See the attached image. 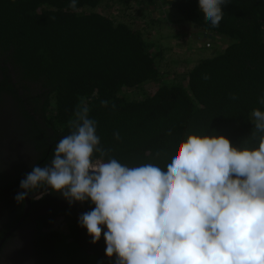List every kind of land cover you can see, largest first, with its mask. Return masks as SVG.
Returning <instances> with one entry per match:
<instances>
[{
    "label": "trees",
    "instance_id": "obj_1",
    "mask_svg": "<svg viewBox=\"0 0 264 264\" xmlns=\"http://www.w3.org/2000/svg\"><path fill=\"white\" fill-rule=\"evenodd\" d=\"M101 1L77 0L72 9L70 0H0V91L13 73L23 90L16 100L32 127L43 123L51 130L49 139L59 142L83 97L98 122L101 144L129 167L154 163L164 168L167 153L174 154L190 133L222 135L233 147H242L254 131L252 110L264 111L259 103L264 95V0H228L218 27L204 20L198 0H144L145 9L160 5L198 34L227 41L177 81L165 79L157 64L160 46L145 37L143 28L158 23L160 14L149 17L147 25L117 21L95 10ZM33 88L42 91L37 100ZM137 88L142 95L131 98ZM101 100L109 107H102ZM117 131L119 140L113 136ZM18 175H10L5 186ZM94 207L91 201L58 206L37 219L39 264H114L115 255L105 256L106 227L93 244L78 223Z\"/></svg>",
    "mask_w": 264,
    "mask_h": 264
},
{
    "label": "clouds",
    "instance_id": "obj_2",
    "mask_svg": "<svg viewBox=\"0 0 264 264\" xmlns=\"http://www.w3.org/2000/svg\"><path fill=\"white\" fill-rule=\"evenodd\" d=\"M198 4L204 20L218 27L228 0ZM100 104L109 107L107 100ZM252 117L254 131L240 148L222 135L190 133L167 153L164 168L129 167L101 144L82 97L68 134L48 163L33 165L14 199L22 203L44 188L70 206L91 201L95 207L78 223L93 244L106 227L105 256L115 255L114 264H264V111L253 109ZM113 136L120 139L118 131Z\"/></svg>",
    "mask_w": 264,
    "mask_h": 264
},
{
    "label": "flooded vegetation",
    "instance_id": "obj_3",
    "mask_svg": "<svg viewBox=\"0 0 264 264\" xmlns=\"http://www.w3.org/2000/svg\"><path fill=\"white\" fill-rule=\"evenodd\" d=\"M7 77L6 90L0 91V264H39L34 244L37 219L58 206L69 204L58 192L50 189L35 196L44 188L30 192L22 203L14 199L21 191L19 183L26 173L32 170L33 165L44 166L48 163L58 142L49 139L51 130L46 129L43 123L35 128L31 119L22 116V107L16 100L17 95L23 97L22 84L13 73L12 77ZM3 78L0 72V83ZM32 93L33 100L42 95V91L35 88ZM3 97L4 103L1 105ZM18 172L21 174L19 178L5 186L10 182L8 177ZM77 203L72 205L76 206Z\"/></svg>",
    "mask_w": 264,
    "mask_h": 264
},
{
    "label": "rangeland",
    "instance_id": "obj_4",
    "mask_svg": "<svg viewBox=\"0 0 264 264\" xmlns=\"http://www.w3.org/2000/svg\"><path fill=\"white\" fill-rule=\"evenodd\" d=\"M122 1V3H117L115 0H102L95 10L104 16H112L117 21L130 20L136 25L146 24L149 17L156 19L160 14L158 23L149 29H143L145 37L155 41L162 50L156 47V52L159 54L157 64L167 80L181 79L179 75L185 76L186 71L197 61L210 56L215 51H221L227 45L225 39L218 37L211 39L207 35L198 34L191 24L178 21L172 11L162 10L160 5L152 4L145 9L141 6L144 0L136 4H131L126 0ZM123 3L126 5H122ZM141 95L142 90L139 88L130 92L131 98Z\"/></svg>",
    "mask_w": 264,
    "mask_h": 264
},
{
    "label": "water",
    "instance_id": "obj_5",
    "mask_svg": "<svg viewBox=\"0 0 264 264\" xmlns=\"http://www.w3.org/2000/svg\"><path fill=\"white\" fill-rule=\"evenodd\" d=\"M43 192H45V189H42L41 191H38V192L35 194V196H38V195L42 194Z\"/></svg>",
    "mask_w": 264,
    "mask_h": 264
}]
</instances>
